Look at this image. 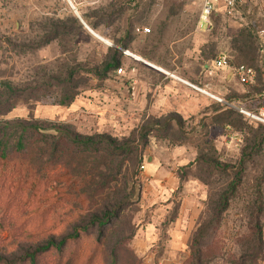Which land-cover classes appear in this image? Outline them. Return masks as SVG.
Wrapping results in <instances>:
<instances>
[{
	"label": "rangeland",
	"instance_id": "obj_1",
	"mask_svg": "<svg viewBox=\"0 0 264 264\" xmlns=\"http://www.w3.org/2000/svg\"><path fill=\"white\" fill-rule=\"evenodd\" d=\"M71 2L95 25L93 31L113 47L86 31L67 44L53 41L31 51L39 42V19H62L75 13L66 0H0V115L4 121L46 129L66 127L96 142L104 137L117 146L128 141L141 146V131L149 130L148 145L139 155L143 166L124 154L84 152L75 162H67V167L73 166L81 175L74 187L68 186L69 170L65 171L64 163L54 168L50 157L38 159L27 173L24 169L18 172L15 165L0 168V258L22 259L51 241L60 243L77 228L119 207L120 216L106 225V235L101 238L99 230L92 229L76 247L68 248L63 264H186L197 229L212 220L210 214L219 206L221 192L235 179L232 170L264 132V122L238 110L260 116L256 94L264 90V0H245L231 17L214 15L210 29L199 25V0ZM160 20L157 33L152 23ZM144 26L150 29L149 37L160 36L165 47L160 58L167 71L185 76L213 98L196 89L160 95L142 89L137 92L130 86L133 79L154 83L163 76L141 71L142 64L131 62L124 49L116 47L117 43L128 47L135 29ZM171 47L177 55L191 49V56L201 59L200 65L185 68L180 59L172 64ZM116 48L122 54V74L119 68L108 73L106 80L97 81L87 73L98 68L103 74L111 49ZM221 55L229 56L236 66L252 67L257 72L254 84L236 81L229 85V69L214 70V61ZM206 68L213 70L211 76ZM72 71L80 72L76 76L80 93L71 106L55 104L52 94L35 105L21 104L8 112L5 86L44 87L54 79L65 80ZM85 85L89 89L83 91ZM226 99H235L237 103L230 108L246 117L237 129L226 126L225 119L215 120L227 116L218 106ZM261 149L245 165L244 184L218 232L210 236L223 252L212 264H232L234 257L240 261L246 254L248 220L259 204H263L264 231V144ZM197 160L218 162L228 172L221 174L200 164L186 173L182 184L179 170Z\"/></svg>",
	"mask_w": 264,
	"mask_h": 264
},
{
	"label": "trees",
	"instance_id": "obj_2",
	"mask_svg": "<svg viewBox=\"0 0 264 264\" xmlns=\"http://www.w3.org/2000/svg\"><path fill=\"white\" fill-rule=\"evenodd\" d=\"M80 16L89 28L96 30L95 25L90 23L87 17L84 15ZM36 25L40 37L37 45L31 48V51L34 52L42 49L45 45L53 41L67 44L74 41L80 33H87V30L83 28L84 26L80 20L72 14H69L62 19L43 16L36 22ZM116 47L121 50H127V46L123 44L117 43ZM117 48L111 49L113 54L110 57L103 74L99 72L98 68L88 70L87 73L92 75L95 80L103 81L107 79L106 75L112 70L117 71L120 68V60L122 57L120 50ZM231 64L232 69L229 70L235 75L238 67L245 66H236L232 61ZM79 73L80 72L72 71L66 76L65 80L60 81V79H54L44 87L19 89L12 86H5L3 97L5 105L8 106V112L14 110L21 104L35 105L43 99L42 97L52 94L55 95V104L66 107L71 106L80 93L77 90L78 84H76V76H78ZM237 80L239 82L238 78ZM88 89L89 87L85 85L82 90L86 91ZM261 92H263V90ZM261 92L260 94H262ZM39 93H41L40 96L37 95ZM224 102L225 104H218V106H220L222 110L221 112L227 114V116H218L215 120H219L220 118L225 119L226 126L237 129L240 121L246 119V117L230 108L229 105L233 106L237 103L235 99H226ZM256 102L259 103L261 106L260 108H264V100H262V98L258 99ZM238 110L243 109L238 107ZM149 136V130H142L140 136L141 146L135 145L134 141H128L121 146H117L116 144L114 145L110 143L104 137H99L96 142L93 138H81L73 132H70L66 127L55 126L54 128L46 129L38 124H28L19 121H4L3 115H0V168H9L10 166L15 165L18 172H21L22 169H24L27 173L28 171H31L30 167H32V165L38 164L36 162L38 159L43 160L45 157H50V161L54 165V168L59 165V163H64L63 165L66 167L65 171L67 172V169L69 170L67 174V178L70 181L68 186L74 187L77 186L78 183L76 177L80 178L81 175L78 171L74 170L73 166L69 165L67 167V162L78 160L83 156L84 152H99L102 150L116 157L123 154L127 155L129 156V160L133 158L134 163H139V167H142V159L140 160L139 155L145 151L148 145ZM263 144L264 132L260 135L258 144L247 152L243 156V159L239 161L236 169L232 170L235 179L226 190L221 192L219 206L213 211V214H210L212 220L204 223L197 229L190 244V257L186 264H212L213 261L223 257L222 247L220 246L221 244L210 241V236L213 233L218 232L224 214L229 210L232 200L235 199L244 184L245 165L250 161L254 154H257L262 150L261 148ZM200 164L216 169L221 174L228 172V168L218 162H200L197 160L179 170L182 184L187 180L186 173L194 171L196 166ZM32 172H34V167ZM55 176H57L56 183L61 184L62 182L59 181L60 177L58 175ZM105 189V187L101 189L103 193ZM262 215L263 204H259V206L253 209L248 220V234L245 237V241L247 242V252L240 257V261L236 260L234 257L231 262L232 264L234 261H236L234 264L264 263V231ZM119 216V207H117L110 212H105L102 217L96 218L92 224H89L86 227L77 228L72 235L60 243L51 241L34 252L27 253L22 259L10 261L0 258V264H63L69 247H76L82 237L87 236L92 229L99 230V237L103 238L106 235V225L111 223L112 220L117 219ZM174 217H176V215ZM48 257L54 258L48 259ZM116 263L117 262L114 261L113 264Z\"/></svg>",
	"mask_w": 264,
	"mask_h": 264
},
{
	"label": "crops",
	"instance_id": "obj_3",
	"mask_svg": "<svg viewBox=\"0 0 264 264\" xmlns=\"http://www.w3.org/2000/svg\"><path fill=\"white\" fill-rule=\"evenodd\" d=\"M167 22L168 21H163V23ZM161 24V20L159 21V23H152L153 31L158 33V29ZM142 28L147 27L144 26ZM157 33L153 34V36L150 37L147 34H135L133 37L134 39L130 42L129 46L127 47V50L130 52V55L127 56L131 58V62L145 65H141L138 67L139 69L143 68V70L141 71H145V73L148 74L159 72L163 76L161 77V79H158L157 82L154 83H144L143 81L133 79L130 86L133 87L135 91L137 90V92L139 90V92L143 90L145 92L148 91L150 93L154 91L155 93H159L160 95L167 94L169 90H177L181 93H189L192 92V90L194 91L195 89L192 87L194 85L190 83V81L187 80L185 76H178L176 72L171 73L167 71L164 58H160V53L163 52L165 47H163L162 43L160 42V36L157 35ZM172 47L170 48L172 52L171 57L174 58L172 64H174L177 59H180L182 60V65H185V68L195 65L197 66L198 64L200 65L201 59L199 57L193 58L191 56V49L185 48L181 50V52H179V54L177 55V53L173 51ZM157 68L163 70L164 72L159 71ZM177 70L181 71L180 68H178ZM133 71H136V69H133ZM223 71L225 70H221V72ZM192 75L194 78L198 79L197 75ZM226 81H228L229 85L234 84L236 81H238L236 75L231 70H229L226 76ZM152 88H154L155 90H152ZM132 93L134 92L132 91ZM261 93L262 94H256V97L258 99L262 98V100H264V90ZM205 95L210 98L213 96L209 93H205Z\"/></svg>",
	"mask_w": 264,
	"mask_h": 264
},
{
	"label": "built area",
	"instance_id": "obj_4",
	"mask_svg": "<svg viewBox=\"0 0 264 264\" xmlns=\"http://www.w3.org/2000/svg\"><path fill=\"white\" fill-rule=\"evenodd\" d=\"M245 0H200L199 3V25L201 27H205L207 29H210L212 27V18L214 15H227L229 17L233 16L239 6L243 4ZM135 33L140 34H149L150 29L148 28H136ZM125 55H130L129 51L123 50ZM226 69H232V64L227 55H221L218 57L216 61H214V70H226ZM161 72H164L161 69H158ZM120 74H122L123 69L120 68L118 71ZM213 70L207 69L206 74L212 75ZM168 74V73H167ZM236 76L239 79V82L243 85L250 86L253 85L256 79V72L252 68H248L246 66H240L236 69ZM194 89L198 90L199 92H206L204 90H201L195 86H192ZM218 101L222 102L220 99H217ZM240 112L248 117L255 118L257 120H260L264 122V108L260 109L259 117L245 111L240 110ZM156 264H168L164 261L157 262Z\"/></svg>",
	"mask_w": 264,
	"mask_h": 264
},
{
	"label": "water",
	"instance_id": "obj_5",
	"mask_svg": "<svg viewBox=\"0 0 264 264\" xmlns=\"http://www.w3.org/2000/svg\"><path fill=\"white\" fill-rule=\"evenodd\" d=\"M68 2V4L70 5L71 9L73 10V12L75 13V16L80 20V22L82 23V25L84 26V28L93 36L95 37L97 40L101 41L102 43L113 47V44L108 43L107 41H105V39L101 38L99 35H97L92 29H90L88 27V25L82 20L80 14L78 13V11L75 9V7L73 6L71 0H66ZM158 69V68H157ZM231 106V105H229ZM233 107V106H232Z\"/></svg>",
	"mask_w": 264,
	"mask_h": 264
},
{
	"label": "bare ground",
	"instance_id": "obj_6",
	"mask_svg": "<svg viewBox=\"0 0 264 264\" xmlns=\"http://www.w3.org/2000/svg\"><path fill=\"white\" fill-rule=\"evenodd\" d=\"M101 37V36H100ZM102 38V37H101ZM106 41V40H105ZM182 81V80H181ZM204 93H207V92H204ZM208 94V93H207Z\"/></svg>",
	"mask_w": 264,
	"mask_h": 264
}]
</instances>
